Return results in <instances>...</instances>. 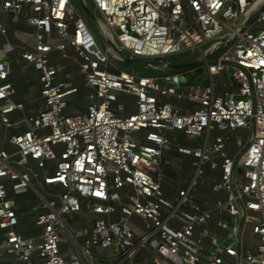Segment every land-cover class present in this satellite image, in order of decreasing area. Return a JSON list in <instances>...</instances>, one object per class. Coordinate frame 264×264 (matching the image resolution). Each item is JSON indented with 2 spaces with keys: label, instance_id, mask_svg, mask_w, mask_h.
<instances>
[{
  "label": "built area",
  "instance_id": "1",
  "mask_svg": "<svg viewBox=\"0 0 264 264\" xmlns=\"http://www.w3.org/2000/svg\"><path fill=\"white\" fill-rule=\"evenodd\" d=\"M90 1L104 22L100 33L107 47L115 46L112 33L152 68H157L155 57L196 47L208 82L182 85L178 73L118 69L72 0H0L4 13L31 7L27 22L36 28L28 34L34 48L21 56L39 70L46 105L23 119L25 130L6 137L13 153L0 143V252L10 253L16 264H264V0ZM5 32L0 21V34ZM52 32L54 40L47 38ZM68 47L96 97L83 113H64L67 96L76 89L58 81L59 69L46 59L52 50L69 57ZM223 71L236 91L216 92L214 77ZM8 74L1 60L3 128L10 125L9 113L23 108L10 99L14 90ZM120 93L134 98L129 114L113 108H125L118 102ZM167 97L186 99L194 108L180 111L162 99ZM238 128L250 135L237 155L228 156L224 135ZM174 131L191 138L214 133L209 144L176 149L193 158L196 176L220 169L212 188L226 194L213 209L221 233L208 226L213 210L201 209L190 193L195 177L170 200L163 196L160 158ZM28 158L39 168L47 161H54V167L39 179L24 165ZM4 177L12 180L15 192L31 187L33 180L42 190L61 187L41 194L39 206L45 210L36 216L42 227L37 239H26L15 229L17 216ZM80 211L94 217L90 225L74 230L70 221ZM246 227L250 242L244 239Z\"/></svg>",
  "mask_w": 264,
  "mask_h": 264
},
{
  "label": "crops",
  "instance_id": "2",
  "mask_svg": "<svg viewBox=\"0 0 264 264\" xmlns=\"http://www.w3.org/2000/svg\"><path fill=\"white\" fill-rule=\"evenodd\" d=\"M31 14V7L27 4L22 5L17 12L7 11L4 13L0 10V21L6 26V32L0 34V61L5 60L9 67L8 82H10L14 90L10 99L23 104L21 110H14L9 113L10 125L5 128L0 127V143L9 153H13L14 148L8 143L6 137L12 133L25 130L26 126L23 123V119L36 115L46 107L40 93L39 70L21 56L23 51H31L34 48L35 41L32 36L28 35L35 34L36 32V28L27 22V18ZM47 38L54 40L55 34L52 32ZM67 51L70 54L69 57H61L57 50L50 51L46 57L47 63L59 69L58 81L61 80L65 82L67 87H75L76 89L67 96L64 113H83L90 103L96 101V97L94 96L92 87L87 85L84 75L79 71L78 58L75 55V51L71 47H68ZM164 66L160 68L157 66L155 69L164 71ZM200 70L202 69L189 68L183 72H178L182 85L207 84L208 76L204 69L203 72H200ZM166 72L169 71L165 70V72L152 75L159 76ZM214 81L215 90L218 93L236 91V86L232 82L228 71H223L216 75ZM163 85L166 86L167 83L163 82ZM162 99L171 101L180 111H191L194 108V104L186 99L177 100L174 97ZM118 102H122L125 105L123 111H118L116 110V104H113V108L118 114L126 115L134 110V98L131 95L120 93L118 95ZM237 130L246 131L248 129L238 128L224 135L225 151L228 156L237 155L250 135V131L248 130L249 133L247 132V136L240 143L237 140L238 136H236L235 132ZM169 137L172 139L171 146L163 152L159 165L163 196L170 200V198L176 195L180 187L186 185L192 177H195L196 184L190 189L193 199L201 209L213 210L215 201L218 199L223 200L226 197L225 191H215L212 188L213 184L219 181L220 169L218 167L215 169H206L202 174L196 176L192 165L193 158L179 153L176 145L198 148L205 143L209 144L214 138V133L209 131L206 134L191 138L180 131H174L169 133ZM23 162L27 168L37 173L39 179L51 173L52 167H54V161H47L43 168H39L36 162L29 158ZM3 182L6 187L7 197L14 202V209L17 216L15 229L26 239H37L42 232V227L35 222L36 216L39 212L45 210V208L39 206L41 204V194L47 195L46 191L57 193L62 190L61 187L45 185L44 190H42L38 187L37 182L33 180L31 187L23 191L15 192L12 189V180L4 177ZM74 215L70 221L74 230L90 225L94 217L88 211H80ZM218 218L219 214L213 210L208 220V226L215 227L221 233L223 230L218 229L216 223ZM2 233L3 231H0V239L3 238ZM245 234L249 237L248 242H250L252 234L249 227H246L244 236ZM0 264H16V260L10 253L3 250L0 252Z\"/></svg>",
  "mask_w": 264,
  "mask_h": 264
},
{
  "label": "rangeland",
  "instance_id": "3",
  "mask_svg": "<svg viewBox=\"0 0 264 264\" xmlns=\"http://www.w3.org/2000/svg\"><path fill=\"white\" fill-rule=\"evenodd\" d=\"M73 4L75 5V7L80 11V13L82 14V16L84 17V19L86 20V22L88 23V25L90 26L99 47H101V49L106 50L109 56V59L115 63L121 70L127 71V72H132V70H135L134 72L136 73H140V69L142 67V61L140 58L138 57H134L130 52H128L127 50H125L114 38L113 34L110 33L109 34V38L110 41L113 42V44L115 45V47L119 50V52H121L123 54L124 57L127 58H131V59H138L137 62L134 63H123L121 61V59L117 56H115L112 52H111V47H107V43L105 42V39L102 37L100 31L104 30V22L102 20V17L100 15V13L98 12V10H96L95 6L92 4V2L90 0H84V3H86L88 5L89 10H91L93 16H94V21H92L88 15H86L82 8H81V0H72ZM210 43V41L206 42V43H202L200 45V49L204 50L207 45ZM214 56H212L210 59H212ZM200 53L199 50L196 47H188V48H182L180 51H177L175 53H171L168 55H165L163 57H155L153 58V64L155 66L161 67L163 65H165L166 63H170V64H190L189 67H185L184 71L192 68V69H202L200 70V72H203V68L201 67V63H200ZM199 72V71H198ZM236 132V136L237 140H239V142L241 143L244 137L247 136V134L249 133L248 130L246 131H242V130H237ZM248 132V133H247ZM242 140V141H241ZM96 217H98L99 215H95ZM75 217V215H74ZM133 228L138 231V228L134 225ZM245 241H249V237L247 236V234H245L244 236Z\"/></svg>",
  "mask_w": 264,
  "mask_h": 264
},
{
  "label": "trees",
  "instance_id": "4",
  "mask_svg": "<svg viewBox=\"0 0 264 264\" xmlns=\"http://www.w3.org/2000/svg\"><path fill=\"white\" fill-rule=\"evenodd\" d=\"M86 4V3H85ZM86 6L88 7V5L86 4ZM89 9V8H88ZM91 12V10H90ZM92 13V12H91ZM93 15V14H92ZM123 63H126V64H129V63H134V62H137L138 59H132V60H129V61H125V60H121ZM142 61V60H141ZM172 64L170 63H166L164 68L166 71H169V72H166V73H178V72H183L184 71V68L186 67H189V65L183 67V68H173L171 67ZM160 68V67H159ZM118 69H120L118 67ZM164 71H160L158 69H155V68H152V67H148V66H145L144 65V62L142 61V67L140 69V73L143 74V75H152V74H156V73H161V72H165ZM135 70H132V72H134ZM136 73V72H135ZM139 74V73H138Z\"/></svg>",
  "mask_w": 264,
  "mask_h": 264
},
{
  "label": "water",
  "instance_id": "5",
  "mask_svg": "<svg viewBox=\"0 0 264 264\" xmlns=\"http://www.w3.org/2000/svg\"><path fill=\"white\" fill-rule=\"evenodd\" d=\"M83 1H84V0H81V8H82L83 12H84L86 15H88V17H89L92 21H94V16L92 15V13L90 12V10L88 9V7L86 6V4H85ZM111 52H112L115 56L119 57L121 60H125V61L132 60L131 58L124 57L123 54H122L121 52H119V50H118L115 46H113V47L111 48ZM187 65H189V64H174V65L172 64L171 67H173V68H183V67H185V66H187Z\"/></svg>",
  "mask_w": 264,
  "mask_h": 264
}]
</instances>
